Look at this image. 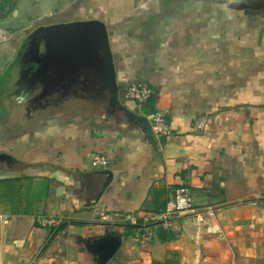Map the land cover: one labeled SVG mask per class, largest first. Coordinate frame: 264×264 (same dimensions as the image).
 Listing matches in <instances>:
<instances>
[{
	"label": "crops",
	"instance_id": "obj_1",
	"mask_svg": "<svg viewBox=\"0 0 264 264\" xmlns=\"http://www.w3.org/2000/svg\"><path fill=\"white\" fill-rule=\"evenodd\" d=\"M89 21L106 26L123 104L162 113L169 135L150 139L86 107L74 89L102 84L81 65L86 34L75 50L36 34ZM135 84L155 93L141 110L125 99ZM0 154L14 159L0 161V264H95L89 247L106 232L122 238L109 264L171 253L174 264H264V4L0 0ZM96 154L107 169L93 168ZM180 187L194 211L145 222Z\"/></svg>",
	"mask_w": 264,
	"mask_h": 264
},
{
	"label": "water",
	"instance_id": "obj_2",
	"mask_svg": "<svg viewBox=\"0 0 264 264\" xmlns=\"http://www.w3.org/2000/svg\"><path fill=\"white\" fill-rule=\"evenodd\" d=\"M44 33V39L47 40V45H50L51 34L59 38L58 45L62 49L80 48L77 44L84 40L86 34L84 48L87 50L89 71L85 74L92 77H100L101 83L99 86L92 84L84 87H77L75 92L79 90L88 94L92 101L86 103V107L101 110L105 115L104 118L110 122H115L129 129L140 130L146 137L152 139L153 133L150 128L149 121L146 116L140 115L137 112L128 108L123 104L120 96V88L117 83V73L113 60L112 51L110 48L108 32L104 23L99 21L76 22L67 25H57L49 27H41L36 31V34ZM95 33V37H93ZM58 34H60L59 37ZM78 34L81 38H77ZM84 43V42H83ZM78 46V47H76ZM83 48V47H81ZM95 53V54H94ZM63 58V56H62ZM73 67H77L80 63L76 55L71 59ZM74 79H77L74 77ZM100 80V79H99ZM82 81L81 83H83ZM97 100L98 102H94ZM0 161L4 163L14 162V159L6 154H0ZM106 176V182L102 189H105L112 180V173L108 170L97 172ZM122 238L114 232H106V234L98 241L90 245V251L93 254L95 264L112 263L120 250Z\"/></svg>",
	"mask_w": 264,
	"mask_h": 264
},
{
	"label": "built area",
	"instance_id": "obj_3",
	"mask_svg": "<svg viewBox=\"0 0 264 264\" xmlns=\"http://www.w3.org/2000/svg\"><path fill=\"white\" fill-rule=\"evenodd\" d=\"M155 93L149 86L145 84H135L128 87L125 91V99L135 105L138 110H141L143 106L148 104L152 98L154 97ZM147 119L150 123V127L152 133L155 138L161 139L164 136L170 134L171 130L169 124L165 118V116L160 113L156 112L147 116ZM109 165L108 159L100 154H96L92 158V166L95 169H107ZM194 211V203H193V196L191 193L190 188L188 187H180L178 188L171 200L168 203L167 210L163 214L153 215L148 218H145V222L149 223H169L170 219L175 215L180 214H188ZM210 215H213L212 212H209ZM0 219L3 220L5 223L9 222V218L7 216L0 215ZM128 219L132 223H136L138 218L135 216L128 217ZM42 226H52L54 225L52 221L43 219L39 220ZM149 233L141 235L140 243L144 246L148 245L149 243Z\"/></svg>",
	"mask_w": 264,
	"mask_h": 264
},
{
	"label": "flooded vegetation",
	"instance_id": "obj_4",
	"mask_svg": "<svg viewBox=\"0 0 264 264\" xmlns=\"http://www.w3.org/2000/svg\"><path fill=\"white\" fill-rule=\"evenodd\" d=\"M234 2H241L243 6H256V5H262L264 4V0H233ZM102 119V118H101ZM99 120V119H98ZM104 119H102L103 121ZM101 122V121H100ZM104 122V121H103ZM108 123L104 124V126H107Z\"/></svg>",
	"mask_w": 264,
	"mask_h": 264
},
{
	"label": "trees",
	"instance_id": "obj_5",
	"mask_svg": "<svg viewBox=\"0 0 264 264\" xmlns=\"http://www.w3.org/2000/svg\"><path fill=\"white\" fill-rule=\"evenodd\" d=\"M176 256H177L176 253H171V257L165 260L164 263L162 264H174L173 260L175 259ZM154 264H160V263H154Z\"/></svg>",
	"mask_w": 264,
	"mask_h": 264
}]
</instances>
